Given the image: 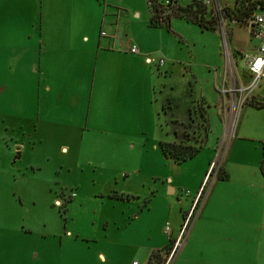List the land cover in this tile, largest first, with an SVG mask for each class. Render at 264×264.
<instances>
[{"label": "rangeland", "instance_id": "rangeland-1", "mask_svg": "<svg viewBox=\"0 0 264 264\" xmlns=\"http://www.w3.org/2000/svg\"><path fill=\"white\" fill-rule=\"evenodd\" d=\"M101 1L53 0L52 8L43 10L39 0H0V250L10 245L57 247L64 251L62 258L56 256L57 262L95 263L100 251L97 237L106 223L101 206L89 195L96 197L97 192L125 185L146 198L148 206L147 213L128 221L124 231H147V240L153 237L151 245L170 242L164 227L167 223L174 226L173 220L184 221L206 160L200 153L175 164L158 148L161 141L175 137L171 113L164 109L168 102L177 108V116L186 114L192 96L196 100L204 96L212 107L208 141L214 146L208 167L216 162L218 170L229 146L224 139L225 116L219 113L223 102L234 128L232 140L242 122L250 126L252 136H264V108L252 104L264 103V79L255 88V100L251 97L239 114L238 92L224 94L225 73L228 90L232 77L233 91L238 89L236 72L245 76L244 59L236 57V49L242 54L256 44L245 24L232 26L226 18V33L233 27L234 35L229 39L224 35L223 9L235 8L236 0L206 4L207 17L219 20L218 31L203 29L189 17L167 9L162 18L171 14L170 27H154V9L148 0H125L124 9L132 18L124 26L123 37H138L153 57L158 53L168 61L166 67L147 64V70L155 73L151 98L144 83L138 85L133 79L121 84L107 78L102 81L106 71H143L145 67L132 59L118 63L110 56L98 58V47L111 49L104 40L100 42L101 31L106 30ZM162 1L169 7L171 0ZM173 1L187 7L194 0ZM246 144L252 148L247 154L252 159L257 141ZM259 146L264 151V143ZM20 147L25 148L21 157L16 150ZM75 184L82 185L88 195L84 206L75 205L70 214L65 207H54L52 200L58 197L66 202V187ZM228 193L239 195L235 187H229ZM261 203L257 199L256 207ZM237 204L240 208L243 201ZM244 214L250 226L240 233L242 242H230L232 255L225 261L264 264V211L249 208ZM31 230V237L22 236ZM66 230L75 237L70 238ZM54 257L50 255V260ZM213 259L220 264L221 258L213 255Z\"/></svg>", "mask_w": 264, "mask_h": 264}, {"label": "crops", "instance_id": "crops-1", "mask_svg": "<svg viewBox=\"0 0 264 264\" xmlns=\"http://www.w3.org/2000/svg\"><path fill=\"white\" fill-rule=\"evenodd\" d=\"M52 1L53 0H39L43 10L46 6L52 8V6H50L52 5ZM101 3L104 5L105 18L103 24L106 26V30H102L101 33L106 32L107 36L104 37L101 35L100 42L104 40L111 49L106 50L98 47L96 51L98 58L103 56L105 59L110 56L112 59L119 60L118 63L121 60L123 62L125 59H132L136 63H142L145 67L143 71H134L130 69L121 70V68L116 71H106L105 75L104 73L101 74L103 77L101 78L102 81L107 78L109 80H117V82L121 84L122 82L133 79L136 83L138 82V85L144 83L146 94L151 98L152 90L155 87V83L152 81L155 73L147 70V64L158 65V60L163 57L160 55L158 56V53H153L155 55V57H153L152 51L147 49V44L138 37H127L128 34H126V37H123L124 32H126L124 26L128 25L132 18L131 14L124 9L127 7L125 0H104V3L102 1ZM152 14L154 13L152 12ZM229 20L230 19L227 18V22H231L232 26H244L243 24H245L250 34V30L245 22L239 23L235 20ZM42 26L44 28V22H42ZM230 29L232 30L233 36L234 28L231 27ZM43 32L44 30H42L41 33ZM252 40L256 43L254 49L243 51L242 54L236 49V57H238V59H243V56L252 55L257 51L258 41L253 37ZM132 45L138 46V54L131 53L130 49ZM233 64L235 68L236 65L234 62ZM167 65L168 61L166 60L163 66L166 67ZM168 70H170V67ZM236 75L237 76H233L236 79V86H238L236 91L231 90L232 77L230 78V90L227 89L229 88V81L226 78V73L223 79V87L225 88V96L227 93L233 94V92H238L240 95L237 111L239 114V111L243 110L245 105L250 104L251 97L255 100L254 91L258 85L252 90H247L253 81V76L247 69L244 78L237 72ZM263 79L264 76L261 81ZM96 84L97 80L95 78V87ZM241 88L244 90L242 91ZM259 95L262 96V94ZM202 98L206 100L204 96H202ZM118 99L119 97L117 100ZM247 99L248 101L245 103ZM190 101L191 102L186 106V114L179 116H177V108L170 102L166 103L164 109L171 113V131L173 133L175 130L182 132L181 123L188 121L189 111L197 100L193 99L192 96ZM254 102L255 101H253L252 104L264 106V103L261 101L256 100L257 103ZM211 111L212 107L208 103V117H210ZM219 113L224 114L227 125L229 112L224 102L219 105ZM150 115V107L147 105V117L150 118ZM257 131L256 129V132ZM250 132V126H244V122H242L238 126L234 139L232 140L231 138L230 141L226 140L229 145L226 149L227 153L223 158L222 164L213 176L212 188L205 198L199 216L193 221L181 250L177 253L171 264H216L213 255L214 258L215 256L221 258L220 264H228L225 260L231 258L232 255L230 242L232 240H238L240 242L242 236L240 233L250 226V224L248 225V220L244 212H247L249 208L253 212L254 210L264 211V204L261 203L259 207H256L257 199H260L264 203V151L259 146L261 142L264 143V136H252ZM208 140L205 147L200 152L204 155L206 164L202 167L200 177L193 188L197 193L205 182L211 168V165L208 167V163L211 162L214 144L209 143ZM249 140L257 141L258 144L252 159H249V155H247L252 151V148L246 144ZM173 141H175V137ZM20 148V151L25 150L24 147ZM158 148L161 149L160 145ZM21 154L22 152H20V157ZM169 161L173 162L171 160ZM229 187H235L239 195L236 197L229 195ZM66 189L69 190L67 193H64L65 196H69L67 200L65 199L66 202L58 197L54 198L52 201L54 202V207L58 205L60 206V210L65 207V210H67V212L69 211L68 214H70L75 209V205L78 204L79 207L84 206L88 195L85 193L84 187L80 184L69 185ZM64 192L66 191L64 190ZM89 197L96 198L97 203L101 206V210L104 213V218H102V220L106 223V229L100 232V237H97L100 243V251L97 254V261L95 263H88L86 261L65 263L63 260L57 262L55 260L56 256L62 258V255H64L63 248L55 247V249H49L41 246H28L27 248L21 249L18 246L10 245L0 250V264H132L134 261H138L140 264H149L152 253L155 251H163L167 247H170L172 240L175 239V234L177 233L179 235L182 229L183 220H173L174 226L171 223H167V225L171 227V232H167V225L164 227V232L168 236L170 235V242L162 243V241H158L156 244L151 245L153 237L149 235V239L147 240V231H124L125 224L128 221H131L134 217L140 219L147 213L148 205L146 198L143 200L141 195L136 193L129 185H125L123 188L121 187V189L117 187L111 191L97 192L96 197L93 195H89ZM241 201H243V204L238 208L237 202ZM188 212L189 211L186 212V215ZM185 217L186 216H184V219ZM112 225H115V227L113 226L114 229H111ZM232 231H234V234H232ZM31 233H33L32 230L23 231L22 236L26 235V237H31ZM65 233L69 235L70 238L75 237V233L71 230H66ZM127 238L129 239L127 240ZM129 240H132V243H130ZM168 252H165V257ZM122 253L125 254L124 257L120 256ZM50 255H55L53 261L50 260ZM241 258L242 256L240 254L236 257L238 263L241 261Z\"/></svg>", "mask_w": 264, "mask_h": 264}, {"label": "trees", "instance_id": "trees-1", "mask_svg": "<svg viewBox=\"0 0 264 264\" xmlns=\"http://www.w3.org/2000/svg\"><path fill=\"white\" fill-rule=\"evenodd\" d=\"M162 0H148L150 7L154 9V14L151 19V25L154 27L166 24L170 27L171 14L168 13L166 18H162L164 10H171L175 14L176 11L182 16H187L203 29L218 31L219 20L216 18H208V7L203 0H194L187 7L173 5V0L169 1V7L162 3ZM172 4V5H171ZM236 7H225L223 9V18L235 20L239 23H244L246 19L255 12L264 13V2L252 0H236ZM230 35V36H229ZM232 36V30L227 33V38ZM259 108L264 106L259 105ZM182 132L175 130V141H161L160 148L163 155L176 164H181L190 159L195 158L205 147L211 130L208 117V103L204 98L194 102V106L189 111L188 121L181 123ZM222 177V176H221ZM223 178V177H222ZM171 247V246H170ZM167 247L163 251H155L152 253L149 264H164L166 257L165 252L170 250Z\"/></svg>", "mask_w": 264, "mask_h": 264}, {"label": "built area", "instance_id": "built-area-1", "mask_svg": "<svg viewBox=\"0 0 264 264\" xmlns=\"http://www.w3.org/2000/svg\"><path fill=\"white\" fill-rule=\"evenodd\" d=\"M203 1L205 4H211L213 0H203ZM252 1L264 2V0H252ZM225 23H226L225 19L221 17L220 20L221 28L223 29L224 35L227 38ZM245 23L250 30V35L258 41L257 51L252 55L243 56L245 67L247 71H249L253 76V81L251 83V86L247 88V90H252L255 86L259 84L260 80L264 76V13L258 11L252 13L246 19ZM101 35L105 37L107 36V33L102 32ZM130 51L133 54H138L139 48L136 45H132ZM165 62H166L165 58H160L158 60V65L163 66ZM241 90L243 91L244 89L241 88ZM231 126L232 125L227 121L225 140L228 141L231 140L234 132V128H231ZM215 169L217 170V164L216 162H213L211 164V168L205 182L203 183L202 187L200 188V190L193 199L191 208L184 219L182 229L179 235L172 240L171 247L166 255V260L164 264H171L174 261L177 253L181 250L185 241V237L189 232V229L193 221L199 216L201 212L205 198L207 197L206 191H207L208 181L215 174L216 171ZM167 232H171L170 225H167ZM132 264H140V263L138 261H134L132 262Z\"/></svg>", "mask_w": 264, "mask_h": 264}, {"label": "water", "instance_id": "water-1", "mask_svg": "<svg viewBox=\"0 0 264 264\" xmlns=\"http://www.w3.org/2000/svg\"><path fill=\"white\" fill-rule=\"evenodd\" d=\"M228 23V22H227ZM19 153H18V155H19V157H20V150H21V148H17L16 149Z\"/></svg>", "mask_w": 264, "mask_h": 264}]
</instances>
